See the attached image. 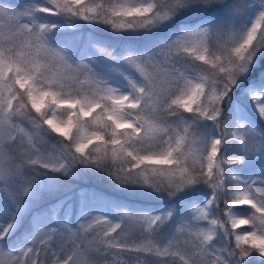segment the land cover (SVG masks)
<instances>
[{
	"label": "snow or ice",
	"instance_id": "obj_1",
	"mask_svg": "<svg viewBox=\"0 0 264 264\" xmlns=\"http://www.w3.org/2000/svg\"><path fill=\"white\" fill-rule=\"evenodd\" d=\"M0 264H264V0H0Z\"/></svg>",
	"mask_w": 264,
	"mask_h": 264
},
{
	"label": "rangeland",
	"instance_id": "obj_2",
	"mask_svg": "<svg viewBox=\"0 0 264 264\" xmlns=\"http://www.w3.org/2000/svg\"><path fill=\"white\" fill-rule=\"evenodd\" d=\"M27 3V0H15V3H12L14 6L23 7ZM68 195H73V193H68Z\"/></svg>",
	"mask_w": 264,
	"mask_h": 264
},
{
	"label": "trees",
	"instance_id": "obj_3",
	"mask_svg": "<svg viewBox=\"0 0 264 264\" xmlns=\"http://www.w3.org/2000/svg\"><path fill=\"white\" fill-rule=\"evenodd\" d=\"M12 3H15V0H12Z\"/></svg>",
	"mask_w": 264,
	"mask_h": 264
}]
</instances>
